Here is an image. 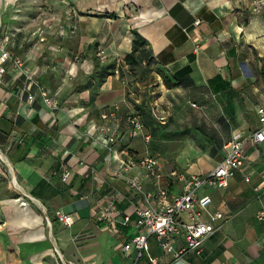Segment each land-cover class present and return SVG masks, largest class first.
Masks as SVG:
<instances>
[{
  "label": "crops",
  "instance_id": "crops-1",
  "mask_svg": "<svg viewBox=\"0 0 264 264\" xmlns=\"http://www.w3.org/2000/svg\"><path fill=\"white\" fill-rule=\"evenodd\" d=\"M16 1L0 0V35L21 55L37 84L10 64L0 77V117L5 119L0 120V151L6 159L0 157V179L3 162L27 202H12L7 191L0 196V264H127L137 253L123 252L121 246L139 231L135 208L144 201L118 170L126 148L137 159L145 154V145L141 136H128L122 115L136 105L167 110L166 130L191 129L196 142L186 137L180 151H162V170L211 171L231 135L250 134L259 123L264 7L253 12V0H55L69 1V10L56 16L68 13L71 20L65 26L72 29L59 30L65 36L62 44L46 46L39 33L26 32L28 19H34L29 10L18 14L26 19L25 26L14 25ZM132 29L145 38L154 58L148 80L127 75L126 65L123 77L115 68L103 80L92 78V55L121 63L131 47ZM46 50L54 58L46 59ZM77 55L78 61L73 58ZM40 89L56 107L44 103ZM113 103L119 105L115 117L104 119L101 113ZM111 122L118 123V136L107 147L99 128ZM195 147L221 148V157ZM243 148L246 160L227 186L202 189L211 196L209 209L222 211L224 218L215 221L220 226L204 239L201 250L174 259L149 236L150 252L158 261L151 263L143 253L136 264H264V217H259L264 211V142L248 137ZM64 168L71 170L67 181L61 179ZM138 171L144 187L151 188L139 166H132L131 172ZM162 184L172 192L180 189L170 177ZM13 190L10 186L8 193ZM111 193L120 211L131 214L128 224L97 219ZM57 209L71 213L73 223L59 220ZM207 217L204 212L202 218ZM181 243L178 237L176 245Z\"/></svg>",
  "mask_w": 264,
  "mask_h": 264
},
{
  "label": "built area",
  "instance_id": "built-area-1",
  "mask_svg": "<svg viewBox=\"0 0 264 264\" xmlns=\"http://www.w3.org/2000/svg\"><path fill=\"white\" fill-rule=\"evenodd\" d=\"M263 7L264 0H253L251 10L257 12ZM8 64L24 74L31 83L37 84L25 66L23 58L9 48L8 41L5 38L0 37V77L6 72ZM40 93L46 105L56 107V102L46 90L40 89ZM33 96L32 92L27 94L29 100H32ZM192 105H195V103H192ZM118 108L119 105L113 103L101 113V116L104 119L115 117ZM256 112L258 126L250 134H244L242 131L234 132L224 144V156L208 173L187 174L178 168L164 172L157 156L145 153L134 159L125 150L127 157L126 159L122 158L118 176L123 178L135 193L142 196L144 203L137 205L135 208L134 225L138 227L139 231L122 244L123 252L135 250L137 253L136 258L145 253L151 263H156L158 257L150 252L149 236L153 237L162 253L169 254L174 259L180 258L190 250L196 252L201 250L204 239L220 226L215 221L224 218L222 211L209 209L211 196L202 189L205 185L227 186L229 177L240 169L246 160L243 148L246 138L251 137L256 143L264 142V105L257 106ZM150 113L153 119L160 123H165L168 118L167 110L159 109L156 104L150 106ZM127 120L129 122L128 136H141L144 142H148L151 135L145 129V125L140 118L136 114H130ZM118 127L117 122L105 123L100 126L99 130L104 134V145L107 147L116 142ZM135 164L150 180L151 188L146 189L144 187V177L139 171L131 172L132 166ZM70 175L71 170L64 168L61 174L62 181H67ZM167 177L180 185L179 191L172 192L166 185L162 184V179ZM245 179L248 180V176H245ZM204 212L208 215L206 219L202 218ZM183 214H185V217ZM55 215L66 225H71L74 221L71 213L61 209H57ZM96 217L100 220L117 221L124 225L131 220L130 213L122 212L118 208L116 194L114 193L109 194L105 203L97 211ZM259 217H264V211H260ZM178 237H182V243L176 245ZM136 258L127 264H136ZM66 264L90 263L69 261Z\"/></svg>",
  "mask_w": 264,
  "mask_h": 264
},
{
  "label": "rangeland",
  "instance_id": "rangeland-1",
  "mask_svg": "<svg viewBox=\"0 0 264 264\" xmlns=\"http://www.w3.org/2000/svg\"><path fill=\"white\" fill-rule=\"evenodd\" d=\"M69 6H70L69 1L58 3L55 0H17L16 3H14L13 10H12L13 13H16V16H14L13 22H14V25L16 26H20V25L25 26V24H22V23L24 22L23 20H26V19L24 17L21 18V15H18V14H20L21 10H29L28 16H32L31 15L32 13L34 15L33 16L34 19L32 20V17L28 19L29 25L27 24V28L29 30L26 32L29 33L31 36L34 34L35 36L36 34L38 36V33H39L40 35L38 36V38L42 37L43 41L41 42L46 44V46H51L54 44H57V45L62 44L63 38H65V36L62 34H59V30L62 29L64 30L63 33L64 32L66 33L67 31L72 29V27L69 28L65 26V24H69L68 22H70L71 19H69L70 17L68 13L66 14L63 13L62 15L60 14V16H56V14H59L64 9L69 10ZM37 14L39 16H37ZM31 28H33V31L30 30ZM0 37L8 40L7 37L4 35H0ZM65 42L66 41L64 40V43ZM16 53L19 54L18 52ZM45 53H46V59L54 58V55L52 54L51 51L46 50ZM73 58L78 61L80 59V56L79 55L75 57L73 56ZM190 106L192 108L196 107L195 105H190ZM144 111L149 112V108H146ZM148 118H149V122H146V123H149V125L147 124L148 127H146L145 125V129L147 131L150 130L151 139L147 143L143 142V144L145 145L143 146L145 153L161 156L162 151H165L166 149H169V150L175 149V150L180 151L182 148H184L183 138L185 139L186 137L189 139V141L196 142L195 137H194L195 132L193 130L188 129L185 131L177 132V131H171L170 129L166 130V127L164 128L163 127H153L152 124L155 120L153 119L154 121L152 122L150 120V117ZM181 144L183 145L181 146ZM195 148H198L200 152L205 153L212 158L219 159L221 157V148H209V147H195ZM0 154L1 156L5 155V151L4 150L0 151ZM169 162L171 161L169 160ZM2 165L4 166L3 167L4 169H3L2 176L0 179V196L2 194H6L5 192L7 191L6 195H9L8 197L12 199V202H17L18 204L27 203L26 201L21 199L22 197L20 195H18L20 191L18 187H15L16 185H14L11 182V177L8 172L7 166L3 162H2ZM10 186H12L14 190L11 193H8ZM5 188L7 189L4 190Z\"/></svg>",
  "mask_w": 264,
  "mask_h": 264
},
{
  "label": "trees",
  "instance_id": "trees-1",
  "mask_svg": "<svg viewBox=\"0 0 264 264\" xmlns=\"http://www.w3.org/2000/svg\"><path fill=\"white\" fill-rule=\"evenodd\" d=\"M133 33L132 43L130 50L124 54L123 61L119 64L116 63L115 59L101 61L99 56L96 54L92 55L93 60V67L91 72V77H98L99 80H103L108 74H112L115 71V68L119 71V77H123L125 75V72L123 71L122 66L126 65V74L129 76H134L135 79L140 80H148L149 73L153 70L151 64L154 61L153 56L151 55V52L149 48L147 47V42L144 37H142L136 29L131 30ZM95 44H89L88 48L94 47ZM167 84V82L165 81ZM93 100V98H92ZM146 108H143L141 106L136 105L135 109L130 112H126L123 114V120H125V123L127 125V128L129 126V122L127 120L128 115L130 114H136L140 120L144 123V125H149V118L153 122V117L149 112L144 111ZM0 120H5L0 117ZM165 123L157 122L156 120L153 122V127H166ZM149 129V128H148ZM150 133V130L148 131ZM151 135V133H150ZM151 139V136H150ZM149 139V140H150ZM126 142V141H123ZM0 143H1V137H0ZM147 143V142H146ZM125 144V143H124ZM131 148H126V152L129 154L131 153ZM131 155V154H130ZM154 156H157L155 154H152ZM127 154L124 153L123 158L126 159ZM158 157V156H157Z\"/></svg>",
  "mask_w": 264,
  "mask_h": 264
},
{
  "label": "water",
  "instance_id": "water-1",
  "mask_svg": "<svg viewBox=\"0 0 264 264\" xmlns=\"http://www.w3.org/2000/svg\"><path fill=\"white\" fill-rule=\"evenodd\" d=\"M0 157H1L3 160L6 161V159H4V157L1 156V154H0ZM9 169H10V171H12V167H11L10 165H9ZM11 179H12V182H13V183L16 182L15 176H14V174H12V173H11Z\"/></svg>",
  "mask_w": 264,
  "mask_h": 264
}]
</instances>
